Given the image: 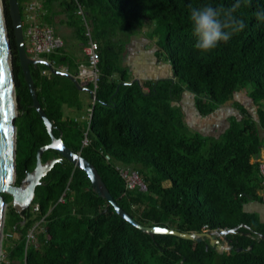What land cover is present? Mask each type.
Masks as SVG:
<instances>
[{
  "label": "trees",
  "instance_id": "obj_1",
  "mask_svg": "<svg viewBox=\"0 0 264 264\" xmlns=\"http://www.w3.org/2000/svg\"><path fill=\"white\" fill-rule=\"evenodd\" d=\"M28 1L17 0L23 23ZM40 1L63 7L67 0ZM71 1V16H76L79 4L93 26L102 77L91 122L83 125L66 118L63 111L66 106L82 107L83 91L76 83L44 66H30L38 104L53 123L54 136L95 166L118 206L141 226L182 234L237 229L228 236L234 250L213 249L208 240L199 244L143 234L94 193L86 172L49 149L42 156L44 164L62 159L42 179L30 209L19 214L13 198L4 195L8 207L0 264H264V222L257 213L245 210L250 199L260 203L262 193L264 21L256 14L264 11V0H240L234 15L245 27L203 54L194 48L191 12L204 5L228 9L236 0ZM3 6L16 85V185L21 186L26 173L36 168L38 151L52 139L33 108L8 0ZM146 23L156 26V34L163 32L159 52L172 65L174 78L128 83L124 52ZM60 54L41 59L78 77L79 68ZM186 91L196 97L203 117L247 91L256 119L243 109V120L233 121L220 139L190 136L184 117L174 107ZM87 133L90 145L84 146ZM117 165L138 170L147 193L127 191ZM32 230L38 231L37 242L28 245Z\"/></svg>",
  "mask_w": 264,
  "mask_h": 264
},
{
  "label": "water",
  "instance_id": "obj_2",
  "mask_svg": "<svg viewBox=\"0 0 264 264\" xmlns=\"http://www.w3.org/2000/svg\"><path fill=\"white\" fill-rule=\"evenodd\" d=\"M8 3L19 51L20 64L32 96L33 108L44 121L52 141L49 145L42 147L38 151L36 168L32 172H27L22 185L17 186L16 158L18 148V128L16 119L18 118V110L16 85L3 0H0V257L3 248L6 210L8 207L4 195H10L13 198L14 209L22 215L23 212L29 210L32 206L36 196V189L42 184V179L47 176L55 164L60 162L62 158H66L77 168L86 172L91 179V185L94 193L107 200L121 219L130 223L143 234L150 237L172 236L181 240L196 242L199 244L208 240L210 242V247L213 249L220 250L222 252L234 250L232 241L229 240L228 236L237 233V229L204 234H182L174 230H168L166 228H147L135 222L118 206L95 166L81 154L72 151V149H70L66 143L63 142L62 138H56L54 136V125L46 116L40 104H38L30 66H44L53 75L74 81L80 90L91 93L93 97H95L94 91L88 87H85L77 77L55 70L48 62L41 59L35 60L29 56L26 49L23 20L21 17L19 4L17 0H8ZM49 149L57 151L62 158L53 159L52 161L44 164L42 162V156ZM261 238L264 240V236Z\"/></svg>",
  "mask_w": 264,
  "mask_h": 264
},
{
  "label": "crops",
  "instance_id": "obj_3",
  "mask_svg": "<svg viewBox=\"0 0 264 264\" xmlns=\"http://www.w3.org/2000/svg\"><path fill=\"white\" fill-rule=\"evenodd\" d=\"M37 2L43 9L37 15L38 23L42 26L51 27L54 34L59 37L65 46H63L60 55L65 56L74 65V68L78 69L87 63L85 56V37L82 33L72 25L71 19L67 12L63 10L60 5L49 6L45 1L30 0L24 5V14L26 24H29L27 20V8L30 4ZM90 22V21H89ZM91 23V22H90ZM93 27V26H92ZM152 32L153 27L149 29ZM154 31V30H153ZM94 33V31H93ZM141 35V32L139 33ZM135 35L131 38L127 44L124 52L122 65L127 72L128 83H151L160 82L162 80H168L174 78V71L172 65L161 59L159 40L156 33L151 35L152 38H146L143 35ZM154 39V40H153ZM66 69V68H63ZM147 89V88H146ZM148 90V89H147ZM242 96L237 94L236 97ZM235 100L231 103L221 107L219 111H216L213 115L203 117L197 110V99L193 93L186 91L180 102L174 104V107L180 108L183 113L188 131L193 132V135H200L204 138H211L214 140L220 139L230 128L231 120L237 118L238 121H242L241 110L235 108ZM81 99L87 104L88 112L93 105V96L87 91H83ZM87 100H90L88 103ZM66 118H74L75 120H86V117H79L74 113L73 109L66 106L65 109ZM249 112V109L247 108ZM250 114V112H249ZM264 138V134H262ZM250 205L245 209L248 212H255L260 216L264 222V206L256 200H250Z\"/></svg>",
  "mask_w": 264,
  "mask_h": 264
},
{
  "label": "built area",
  "instance_id": "obj_4",
  "mask_svg": "<svg viewBox=\"0 0 264 264\" xmlns=\"http://www.w3.org/2000/svg\"><path fill=\"white\" fill-rule=\"evenodd\" d=\"M77 3V0H75ZM77 16L81 18L84 25V37H85V56L87 58V63L79 68L78 79L86 83L92 84L95 88L93 89L95 97H93V103L97 101V90L102 77L101 71V61L100 56V45L94 39L93 27L89 22L86 13L79 4H77ZM43 9V7L37 2L32 3L27 8V20L29 22L28 29L24 32V38L26 43V49L29 56L32 59L39 60L42 57L51 56L62 50L65 43L57 37L52 28L48 26H42L38 23L37 15ZM42 60V59H41ZM50 66L54 68L52 63ZM63 73H68L67 69H55ZM46 74V72H43ZM69 74V73H68ZM90 122L93 116V109H90L89 114ZM89 122V123H90ZM90 145L89 134H86V139L84 141V146ZM107 161H111L109 155L106 156ZM116 170L119 172L120 176L126 183L127 191L138 190L142 193H147L148 188L145 182L141 179L139 171L132 167H127L123 165H117ZM259 177L261 179V201L264 205V162L259 167ZM36 237L35 230H32L28 235L27 244H34Z\"/></svg>",
  "mask_w": 264,
  "mask_h": 264
},
{
  "label": "clouds",
  "instance_id": "obj_5",
  "mask_svg": "<svg viewBox=\"0 0 264 264\" xmlns=\"http://www.w3.org/2000/svg\"><path fill=\"white\" fill-rule=\"evenodd\" d=\"M241 7L240 0L228 9L214 8L204 5L191 12L193 35L196 38L194 48L203 53L214 50L220 42H227L239 30H242L244 22L238 19L234 13ZM257 19L264 21V11L256 14Z\"/></svg>",
  "mask_w": 264,
  "mask_h": 264
},
{
  "label": "rangeland",
  "instance_id": "obj_6",
  "mask_svg": "<svg viewBox=\"0 0 264 264\" xmlns=\"http://www.w3.org/2000/svg\"><path fill=\"white\" fill-rule=\"evenodd\" d=\"M71 0H67L66 1V3L65 4H63V10H65L66 12H67V14L69 15V17H70V19H71V22H72V25L77 29V31L78 32H80V33H82L83 32V34H84V32H85V30H84V25H83V22H82V20H81V18L80 17H78L77 16V10H78V8H77V10H76V16L75 17H73V16H71L72 15V10H68V7H70L71 6ZM24 18H25V16H24ZM23 27H24V32H26V30L28 29V24H26V19H24V23H23ZM146 27L149 29L150 27H153V30H155L156 29V26L154 25V24H151V23H146L145 25H144V28L142 29V31H141V35H143L144 37H146V38H149V40H150V38H152L151 37V35H153L154 34V31L152 30V32H149L147 29H146ZM138 36L140 35L139 33L137 34ZM140 35V36H141ZM156 36H157V39L159 40L162 36H163V32L161 31V30H159V33H157L156 34ZM95 39V38H94ZM154 40V39H153ZM96 41V40H95ZM161 59L162 60H164V61H166L167 62V59L165 58V56H164V54L162 55L161 54ZM147 91V90H146ZM240 94H242V96H238V97H236V101L238 102V103H236L235 102V108H237V109H239V110H243V109H249V112H250V115L253 117V118H255L256 119V109L254 108V104H253V102H252V100L250 99V97H249V93H247V91H243V92H241ZM87 102L89 103L90 102V100H87ZM233 102V101H232ZM231 103V102H230ZM178 109V111L180 112V114H181V116H183V111L181 112L180 111V108H177ZM74 111V113H76V114H78L79 115V117H83V116H85L86 117V120H84V119H82V120H80V123H82L83 125H87V124H89V122H90V116H89V112H88V107H87V104L82 100V107H81V109L79 110V109H73ZM220 110V109H219ZM218 110V111H219ZM184 117V116H183ZM235 120H237L238 121V119L237 118H233L232 120H231V122H233V121H235ZM190 131L191 130H189V133H188V135H190V136H192L193 134V132H191L190 133ZM261 132H262V134H264V132L261 130ZM264 139V138H263ZM263 145H264V140H263ZM255 193H257L258 195H259V193L260 192H255ZM256 194V195H257ZM250 205V203H247L245 206H246V208L248 207ZM6 212H7V210H6ZM38 232V231H37ZM37 232H36V234H37ZM3 241H4V238H3ZM35 242H37V237H35ZM9 244L11 245V244H13V242H9ZM4 255H5V253H4V251H3V248H2V253H1V257H0V262L4 259Z\"/></svg>",
  "mask_w": 264,
  "mask_h": 264
},
{
  "label": "snow or ice",
  "instance_id": "obj_7",
  "mask_svg": "<svg viewBox=\"0 0 264 264\" xmlns=\"http://www.w3.org/2000/svg\"><path fill=\"white\" fill-rule=\"evenodd\" d=\"M159 231V230H158Z\"/></svg>",
  "mask_w": 264,
  "mask_h": 264
}]
</instances>
